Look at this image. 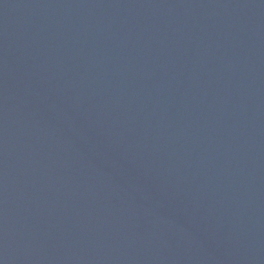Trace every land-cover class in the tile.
Listing matches in <instances>:
<instances>
[{"label": "water", "instance_id": "95a60500", "mask_svg": "<svg viewBox=\"0 0 264 264\" xmlns=\"http://www.w3.org/2000/svg\"><path fill=\"white\" fill-rule=\"evenodd\" d=\"M0 264H264V0H0Z\"/></svg>", "mask_w": 264, "mask_h": 264}]
</instances>
